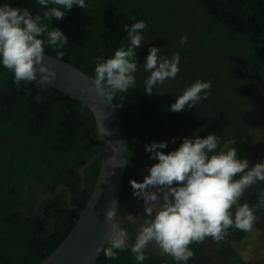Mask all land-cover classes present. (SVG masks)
I'll return each mask as SVG.
<instances>
[{
	"label": "trees",
	"instance_id": "1",
	"mask_svg": "<svg viewBox=\"0 0 264 264\" xmlns=\"http://www.w3.org/2000/svg\"><path fill=\"white\" fill-rule=\"evenodd\" d=\"M86 3L90 5L88 9L74 5L62 20L49 23V29L59 28L68 37L62 60L93 77L97 57L112 58L118 48L129 45L124 26L135 22L129 17L147 23L142 33L146 42L136 50L139 66L136 86L114 98L125 119L129 142L118 211V216H122L128 213L127 200L133 195L130 180L142 182L149 174L148 169L158 162L150 159L145 145L166 141L168 146L161 151L167 154L178 148L185 135H191L178 134L181 139L177 138L184 124L188 129L194 125L189 121L182 123L181 112L170 111L187 87L197 80H210L212 87L222 90L229 101L236 103L237 99L238 104L250 110L252 102L247 98L252 99V93L264 97V0H86ZM4 4L27 7L33 15H42L46 10L37 0H0V6ZM182 36L188 37L187 44L181 45ZM152 46L163 49L160 54L168 57L178 52L183 63L179 64L175 79L155 86L153 95L148 96L144 81L149 73L144 72L143 64ZM45 53L57 57L51 47L46 46ZM215 57L225 59L229 67L240 65L249 86L243 89L231 86L229 67H219L213 61ZM240 110L243 109L228 104L218 108L213 127L227 133L229 126H236L234 119ZM208 122L203 121L207 126ZM207 132L194 129L192 136L206 138ZM225 143L226 140L222 141L220 146ZM98 147L95 118L80 100L45 88L37 81L17 86L13 73L0 63V264H39L65 240L94 190L102 159L85 170L87 192L79 210L68 213L65 190L44 202L42 208L47 207L48 216H54L57 232L53 233L51 228L47 232L46 223L35 210L42 199L38 192L50 195L65 186L73 194L78 193L82 187L80 171L97 154ZM235 148L238 156L247 158V144L238 142ZM66 213L71 216L69 223ZM66 225L67 231L61 232L60 227ZM250 233L228 230L220 246L227 264H246L238 245ZM96 264L137 262L128 245L126 250L118 251L114 260L101 253ZM143 264H149L148 260Z\"/></svg>",
	"mask_w": 264,
	"mask_h": 264
},
{
	"label": "clouds",
	"instance_id": "2",
	"mask_svg": "<svg viewBox=\"0 0 264 264\" xmlns=\"http://www.w3.org/2000/svg\"><path fill=\"white\" fill-rule=\"evenodd\" d=\"M37 3L46 9L42 15H33L27 7L0 6V63L13 73L17 86L21 82L55 80L57 74L52 65L44 62L45 48H53L57 60H62L69 41L59 28L49 29V23L62 20L74 5L82 9L90 7L86 0H37ZM129 18L135 20L131 26H124L129 45L118 48L112 58H96L93 84L97 94L106 96L108 101L136 86L135 73L139 69L136 50L146 42L142 33L147 23ZM180 43L187 44L188 37L182 36ZM162 51L150 47L143 64L144 72L149 73L144 81L148 96L153 95L155 86L175 79L180 71L179 53L168 57L161 55ZM211 87L210 80L195 81L177 97L170 111L181 112L207 100ZM232 143L228 141L221 147L220 137L212 133L206 138L194 134L191 139L185 137L176 150L167 154L161 151L167 148L166 141L145 145L150 159L158 162L148 169L149 174L142 182L130 180L133 196L141 199L144 206L143 216L128 215L131 223L139 224L131 245L137 264L149 259L146 253L150 245L177 264H187L194 256L192 244L203 243L207 238L222 241L230 228L246 233L253 230L260 219L256 213L264 209V191L258 193V203L254 205L241 200L247 190L264 182V163L249 167L248 159L238 156L235 147H229ZM119 205L117 201L115 208L107 209L105 223L111 224V231L106 243L95 249L96 255L103 253L110 260L117 259L118 251L128 247L129 233L118 226L116 219Z\"/></svg>",
	"mask_w": 264,
	"mask_h": 264
},
{
	"label": "water",
	"instance_id": "3",
	"mask_svg": "<svg viewBox=\"0 0 264 264\" xmlns=\"http://www.w3.org/2000/svg\"><path fill=\"white\" fill-rule=\"evenodd\" d=\"M45 64L52 65L56 78L52 83L40 82L45 88L57 89L78 99L92 112L99 134L97 154L89 160L80 173L85 182V170L96 160L102 159V168L94 190L86 203L73 230L59 247L39 264H96L97 246H103L111 231V224L105 223L108 208H115L127 169L129 142L126 122L113 99L108 101L97 94L94 77L65 60L45 53ZM40 80V74H37ZM38 82V81H37ZM66 189V188H65ZM61 189L50 195H42L43 200L55 197ZM118 211L116 219L118 222ZM106 246V245H105Z\"/></svg>",
	"mask_w": 264,
	"mask_h": 264
},
{
	"label": "flooded vegetation",
	"instance_id": "4",
	"mask_svg": "<svg viewBox=\"0 0 264 264\" xmlns=\"http://www.w3.org/2000/svg\"><path fill=\"white\" fill-rule=\"evenodd\" d=\"M240 58H242V53L240 54ZM180 62L183 63L182 59H180ZM227 71L230 74L229 79L231 80V86H235L238 89H243L249 86V80L242 75L240 65L236 67H229ZM222 92L223 91L219 90L218 87H212V93H209L207 100H202L200 104H197L192 108H186L184 111H181L183 115L182 123L189 121L194 126H189L190 128L188 129L187 125L184 124V130H180L179 133L176 132L177 138L181 139L178 134L185 133L191 134L188 136L185 135V137L191 139V137H193L192 133L194 129L195 131H202L205 133L209 131V134L215 133L217 136H219L221 142L224 140H226V142L234 141V143L231 144V147H235L238 142L247 144V159L249 161V167H252L254 166V164H256V162L254 161L255 159L253 158H257L258 162L264 163V97H260V95L256 93H252V99L247 98L248 101L252 102L250 110L238 104L239 101H237V99L236 103H234L233 100L232 103ZM227 104L231 108L235 107L236 105L242 108L243 110L236 112V119H234V123L236 124V126H229L228 132L224 133L221 129L213 127V119L216 115L217 109L223 107L224 105L227 106ZM203 119L205 121H209L208 126L212 128L211 130L207 125L203 123ZM256 127L258 129H256ZM180 144L181 143H178L177 147H179ZM236 178L238 179L239 177ZM59 189H61V191L57 195H59L64 190L68 193V197L66 198L68 213L79 210L86 197V180L85 182H83L82 179V187L80 188V191L78 193L73 194L70 189L65 186H61L57 190ZM260 191H264V182H258L252 188L247 190L244 194L243 199L241 200V203L247 202L250 205L258 203V193ZM38 194L40 195L42 193L39 191ZM46 200H43L42 197V199L36 205L35 210L38 214L41 215V219L44 221V223H46L45 229L47 230V232L51 228L54 233L58 230L57 224L54 220L55 218L54 216H48L47 207L42 208ZM26 201H29L28 197L26 198ZM140 201L142 200L138 199L137 197H134L133 195L129 197L126 205V208L129 210L128 213L126 215L118 216V226L126 228L129 233L128 245H132L135 242V238L139 228L138 223L134 224L128 220V215L129 213L132 214L134 217L138 215H144V213H140L138 215L135 214V205ZM51 209H53L54 213V208L52 207ZM256 214L260 217V219L254 225V227L258 226L264 231V209H261ZM66 216V223H69L71 216L68 217L67 213ZM60 229L61 232L67 231V225L64 227H60ZM207 242L208 238L203 243H194L191 245V250L193 251L194 256L190 258L187 264H219L209 255V252L207 250ZM146 254L149 257V259H147L149 264H177V262L174 261L170 256L161 254L159 248H157L155 245H150Z\"/></svg>",
	"mask_w": 264,
	"mask_h": 264
},
{
	"label": "rangeland",
	"instance_id": "5",
	"mask_svg": "<svg viewBox=\"0 0 264 264\" xmlns=\"http://www.w3.org/2000/svg\"><path fill=\"white\" fill-rule=\"evenodd\" d=\"M214 63L219 67L228 66L225 59L215 57ZM229 67V66H228ZM256 129H258L256 127ZM254 161L258 163L257 158ZM255 165V164H254ZM143 201L136 203L135 214L144 213ZM221 241L217 242L212 238H208L207 250L209 255L219 264H227L220 253ZM238 251L246 264H264V231L262 228L255 226L251 233L238 245Z\"/></svg>",
	"mask_w": 264,
	"mask_h": 264
}]
</instances>
